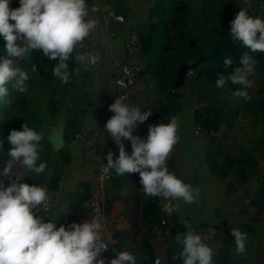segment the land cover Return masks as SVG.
<instances>
[{
  "label": "clouds",
  "instance_id": "1",
  "mask_svg": "<svg viewBox=\"0 0 264 264\" xmlns=\"http://www.w3.org/2000/svg\"><path fill=\"white\" fill-rule=\"evenodd\" d=\"M11 0H0V36L5 43L6 56L0 57V103L10 105V89L25 93L29 75L17 67L15 59L27 57L33 50L42 51L49 60L58 61L52 74L62 83L70 81L68 61L73 52L96 29L98 21L90 17L86 0H19L18 8H10ZM96 7L91 12H96ZM230 36L251 53H264V19L248 15L246 8L236 14L230 22ZM85 61L83 55L77 57ZM257 60L244 52L240 59L242 67H236L229 75L217 74L215 87L225 89L228 84L239 85L232 95L244 102L251 100L247 89L252 87L249 79L254 74ZM227 70L233 64L231 57L223 60ZM36 65L32 72H36ZM126 97L116 98L109 106L114 115L105 124L119 149L118 158L113 159L109 150L107 164L102 173L115 170L118 176L139 173L140 184L145 195L165 200H182L192 204L200 195V189L179 179L169 171L167 161L174 146L180 141V117L171 116L167 123L150 126L146 140L134 136L138 124L144 123L151 111L142 112L139 106L125 103ZM11 145L8 159L0 167V264H105L100 254L107 250L103 242V221L97 216L83 223H72L67 228L56 226V217L45 222V216L37 215L41 207L46 208L48 192L45 186L20 183L23 175L13 169L22 164L29 172L39 176L48 165L40 162V142L43 136L28 123L22 130H11L7 136ZM123 140L130 141L132 152L125 150ZM3 139H0V154H3ZM5 181L9 183L5 184ZM174 209L166 206L169 214ZM235 238V253H246L247 234L237 228L231 229ZM176 242L182 244L179 256L183 264H213L214 250L204 238L187 228L178 233ZM110 264H138L136 255L120 252ZM159 264V261H157Z\"/></svg>",
  "mask_w": 264,
  "mask_h": 264
},
{
  "label": "trees",
  "instance_id": "2",
  "mask_svg": "<svg viewBox=\"0 0 264 264\" xmlns=\"http://www.w3.org/2000/svg\"><path fill=\"white\" fill-rule=\"evenodd\" d=\"M217 1L222 0H154L148 8L146 19L132 27L137 33L139 51L144 60L140 77L147 90H150L147 95L148 102L140 110L151 111V115L144 123L138 125L141 130L140 135H146L149 133L150 126L167 123L169 117L176 116L184 92H187L197 104L192 110V121L194 125L201 128L206 140L205 162L209 171L218 179L232 175L244 183L256 172L257 158L250 150L242 148L236 151L230 150L229 143L219 141L218 137L213 135L224 121L225 115L232 114V111L224 110L227 99L220 97V92L215 85L208 91L205 89L208 84L215 83L218 73L229 75L236 67H242L240 59L244 52H249L257 60V64L260 65L261 83L264 85V53H251L240 41L234 42L230 34L219 27L211 10V5ZM5 43L0 36V57L7 55L4 49ZM199 53L205 57V60L193 68L190 79L184 84V89H173L179 64L196 60ZM226 57H231L233 60L232 66L227 70L223 64ZM56 63L58 61L49 60L42 51L33 50L26 57V65L22 68L29 75V80L26 81L28 90L25 93H19L10 89L8 99L11 100V104L0 103V139L4 141L3 154H0V167L8 159L6 154L11 145L6 138L10 131L22 130V125L28 123L43 136L40 142V162H46L48 167L39 176L25 168L19 174L23 175L19 182L45 186L48 191L58 189L63 170L70 162V154L67 147L53 150L46 133L40 132L41 111L46 109L50 116L55 115L67 93L66 87H75L73 54L67 62L70 73L68 83H62L60 79L53 76L52 68ZM33 65H36V72H32ZM238 88H240L239 85H233V89L227 92L226 97L233 96L232 93ZM248 93L251 100L244 102L240 99L237 108L252 114L254 121L264 119L262 107L264 94L262 91H259L257 96H253L249 91ZM77 122L75 114L66 118L62 134L66 143L71 141L79 130ZM249 142L251 147L254 146V142H257L261 149L260 155L264 159V123L259 137L252 138ZM167 166L173 173L174 164L171 155ZM17 167L18 164L14 166V172ZM113 173L111 170L110 178L105 186L106 211L110 209L112 201L108 185L117 180ZM261 175L259 186L247 204L264 211V169ZM8 183L5 181L6 186ZM89 187L87 182H82L71 194L70 213L66 216L69 223L76 221L78 214L83 210L82 203L89 198ZM139 191L141 195L139 222L142 232L133 254L136 255L138 264H152L155 255L150 238L152 227L161 217L162 209L158 203V197L145 195L142 185ZM237 228L242 230L245 227L239 224ZM112 237L116 240L115 248L120 249L125 243L127 231L114 230ZM226 256L227 249L222 245L217 259L214 257L213 260L223 263Z\"/></svg>",
  "mask_w": 264,
  "mask_h": 264
},
{
  "label": "crops",
  "instance_id": "3",
  "mask_svg": "<svg viewBox=\"0 0 264 264\" xmlns=\"http://www.w3.org/2000/svg\"><path fill=\"white\" fill-rule=\"evenodd\" d=\"M12 1H14L12 4L20 6L19 0ZM153 1L98 0L95 3L98 9L94 15L98 21L96 52L99 59L95 65L89 66L85 61L81 62L77 58L79 55L75 51L73 52L75 87H66L67 93L59 107L63 115L50 123L45 133L47 140L53 132H59L62 135L66 118L75 114L78 119V128L98 131L100 140L94 149L84 147L74 137L68 143L64 141L63 147L68 148L70 162L63 170L58 189L47 190L52 197L53 205L47 212L37 214L45 216V222L57 216V223L62 217L67 216L70 213L69 200L71 194L78 189L80 183L87 182L91 186L93 182L98 156L106 148L111 138L105 130V124L109 118V106L114 103L117 91L113 80L118 66L125 59V39L127 33L136 23L146 19L148 8ZM86 2L90 8L92 1L86 0ZM118 14L123 16L122 22L114 19V16ZM201 58L205 60L203 55ZM191 72L189 78H185L184 84L190 79ZM184 84L180 87L181 89H184ZM213 85L215 83L208 84L205 90L208 91ZM146 90L147 88L141 79L134 87L130 106H139L140 109L145 106L148 97L143 96L142 93ZM186 99L191 101L192 110L197 106L194 99L189 97L187 92H184L180 109L176 113L181 121L178 133L180 141L174 146L170 155L173 157V173L185 183H190L193 187L199 188L200 195L192 204H187L182 200L171 201L158 197L162 211L166 206H171L177 215L178 224L173 231L169 246V249L177 254L176 264H183V259L179 256L183 245L176 242L177 234L186 233L187 228L193 231L194 227L200 223H211L220 229L218 237L207 242L214 250L213 258L216 257L215 259H217L222 245L227 249L225 261L220 263L214 259L213 264H264V211L247 204L259 186L261 173L264 169V159L260 155V146L254 142V146L251 147L249 140L259 137L264 119L254 121L252 114L237 108L240 98L226 97L227 105L224 110H231L232 114L225 115L224 121L213 135H216L219 141L229 143L232 151L241 148L253 151L257 158V167L256 172L250 175L244 183L232 175L218 179L209 171L205 162L206 140L204 136L198 138L192 132L194 125L192 110L185 103ZM262 107L264 108V104ZM242 115L247 117L245 124L239 120ZM239 123L247 130V134L244 136H239L234 129ZM140 133L141 130L138 125L133 135L146 140L149 133L146 135H140ZM124 145L126 152L131 155L130 141L124 140ZM52 149L54 150L53 147ZM113 172V176L117 180L108 185L111 190L112 201L111 207L107 211L106 230L103 235L110 240L112 246L110 254L116 258L122 251L130 253L136 251L142 232L139 222L141 203L139 187L141 184L139 173L118 176L115 170ZM82 204L83 210L78 214L76 220H86L88 216V200ZM239 224L244 225L245 228L241 231L247 234V250L245 254L241 255L235 253V238L231 235V229L237 228ZM121 229L127 231V237L124 245L120 249H116V240L112 234L114 230ZM150 243L154 255L161 254L165 249L160 241L153 236L150 238ZM160 264H169V262L162 259Z\"/></svg>",
  "mask_w": 264,
  "mask_h": 264
},
{
  "label": "built area",
  "instance_id": "4",
  "mask_svg": "<svg viewBox=\"0 0 264 264\" xmlns=\"http://www.w3.org/2000/svg\"><path fill=\"white\" fill-rule=\"evenodd\" d=\"M92 5L90 6V17L96 20L94 12H91L92 7H96L95 3L98 0H91ZM252 10V17H260L263 19L264 15V4L259 2L254 5H251ZM116 21L122 22L123 16L118 14L114 16ZM97 27L96 29L90 34L88 38L83 42L82 46H79L75 52L77 55H83L85 57V62L89 66H93L97 63L99 56L96 52L97 46ZM125 59L124 61L118 66L117 73L114 77V86L116 88V98L121 96L126 97L125 103H130L131 96L134 91V87L138 84L141 80L140 72L144 68V60L139 51V44H138V36L137 33L131 29L126 36L125 43ZM190 72H188L187 77L189 78ZM175 89V87L173 88ZM114 115V113H109V118ZM108 118V119H109ZM193 134L201 138L203 137V132L199 126L193 125L192 127ZM74 139L79 141L84 147L88 149H94L99 140L100 134L98 131H87L84 129H79L74 134ZM122 142L124 140L122 139ZM109 150L113 153V159L115 160L118 158L119 149L116 144L113 142L112 138H110L109 143L107 144L106 148L99 154L97 162L95 164V174L93 182L90 186V194L88 198V216L86 220H76L74 222L69 223L66 216L62 217L56 223L57 228L61 225L65 226L66 228L71 225L72 223H83L85 221L91 220L93 217H99L104 223V230L102 232V239L105 244H107V250L103 251L100 254V259L105 260V264H110V261L114 259V257L110 254L112 250V246L110 240L103 235L105 233V221H106V194H105V186L110 178L111 171L105 175L102 173V168L107 164L106 156ZM48 202L47 207H41L39 209L40 213L47 212L53 205V200L50 194L48 193ZM39 214V213H37ZM178 224V219L176 212L173 210L171 214L166 211H162V215L159 218L158 222L154 225L152 229V236L157 238L160 243L164 246V251L159 254L155 255L153 258L152 264H157V261L160 262L162 259H165L169 262V264H176L177 262V254L169 249L171 238L174 229ZM193 232L196 234L201 235L205 242H209L216 237H218L220 233V229L218 226L211 224V223H200L196 225L193 229Z\"/></svg>",
  "mask_w": 264,
  "mask_h": 264
},
{
  "label": "rangeland",
  "instance_id": "5",
  "mask_svg": "<svg viewBox=\"0 0 264 264\" xmlns=\"http://www.w3.org/2000/svg\"><path fill=\"white\" fill-rule=\"evenodd\" d=\"M222 2V3H221ZM221 2L217 1L214 4L211 5V10L213 14L215 15L217 19V23L220 28H224L229 34H230V22L235 18L236 14L241 10V8H246L248 11V15L252 16V10L251 5H254L256 3H263L264 0H222ZM14 1L11 0L10 8L15 9L17 4H12ZM15 64L17 67H20L21 69L26 65V57L23 59H15ZM249 79L252 81V87L247 89L249 92H251L254 96L258 95V92L260 89H262V93L264 94V85L261 83V76H260V65L257 64L254 74L249 77ZM231 89H233V85L231 83L228 84V87L225 89H218L220 92V97L226 99L227 92H229ZM150 93V90L148 89L147 92L144 91L142 94L143 96ZM148 102V99L147 101ZM264 104V100H263ZM60 107V106H59ZM58 114L50 116L46 109L41 111V122H40V132L45 133L47 130V127L50 123L54 122L56 119L61 117L60 115H63V113L58 109ZM240 122L243 124L246 123L247 117L246 115H242L239 118ZM237 131V134L239 136H244V134H247V130L243 125L239 123V125L234 128ZM233 129V131H234ZM25 167L22 164H18V167L15 171L16 174H20L23 172Z\"/></svg>",
  "mask_w": 264,
  "mask_h": 264
},
{
  "label": "water",
  "instance_id": "6",
  "mask_svg": "<svg viewBox=\"0 0 264 264\" xmlns=\"http://www.w3.org/2000/svg\"><path fill=\"white\" fill-rule=\"evenodd\" d=\"M202 54H198V57L196 60L189 62V63H181L179 64L177 70H176V76L174 80V87L180 88L183 86L185 78L187 77V74L189 71H192L193 68H195L197 65H199L204 59L201 58ZM185 103L188 105V108L192 110V104L189 99L185 100ZM214 134V133H213ZM48 140L51 143L54 150H58L63 147L64 140L62 138L61 133L59 132H53L48 136ZM206 166V164H204ZM47 182V181H46Z\"/></svg>",
  "mask_w": 264,
  "mask_h": 264
}]
</instances>
